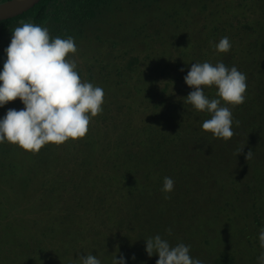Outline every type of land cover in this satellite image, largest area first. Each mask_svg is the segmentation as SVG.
<instances>
[{
    "label": "rangeland",
    "instance_id": "obj_1",
    "mask_svg": "<svg viewBox=\"0 0 264 264\" xmlns=\"http://www.w3.org/2000/svg\"><path fill=\"white\" fill-rule=\"evenodd\" d=\"M168 1L169 0H165V2ZM177 1L179 2L181 0H173L172 3H177ZM168 4H170V2H168ZM186 4L192 6L193 11L188 7L187 13H183L180 10L181 20L173 23L172 20L167 19L164 27L158 25V34H154L153 31H142V36L138 44H136L137 38L135 36L138 34V28H142V23L138 24V22H142V18L145 15L143 10L139 11V8L134 6L131 7L126 5L122 13L111 18L110 23L107 26L100 27L98 31H87L85 39L77 43L78 50L86 54V56L82 55L83 58L77 57L78 67L83 71V75H87V68L85 69V65L96 62V59L100 56L101 66L97 68V71H99L98 69H102V66H106V61L110 54L105 47L107 41H113L119 44L122 42V44L118 46L117 51L123 56H125L126 53L132 52L133 48H136L135 50H137L138 55L141 54L143 58H145V50L152 51L153 53L159 52L162 56L159 61L165 65L166 62L169 63V60L173 61L176 65L177 58L179 57L176 51L179 50L180 52L182 50V44L188 47L191 43L189 48L200 45L204 47L203 39L206 37L201 30L198 16L195 13L196 0H187ZM230 4L229 2V5ZM249 4L254 6L255 3L251 2ZM232 10H234V8H232ZM234 13H237V11L235 10ZM138 19H140V21ZM180 29H182L183 32H181ZM148 33L153 34L152 48L142 39L146 34L148 35ZM99 35L104 37L105 43H103V45L95 42V39H98L97 37ZM261 35L260 33L255 34L256 44L259 42ZM219 36L218 33L215 38H219ZM133 37H135V39ZM159 42L161 45H159ZM7 47L5 49H7ZM244 47L248 50L250 49V42L248 40L232 44L231 50L228 53H218V56L214 55L210 63L216 64L221 62L225 57V62H233V66L246 74L247 90L251 89V91H247L246 93V102L250 101L247 95H253V100H255L253 104L259 107L258 113L262 114L254 113V115H256L255 117L259 122L258 125L263 128L260 129V131L264 133V108L262 107L264 103V96H262L264 92V72L258 73V70L264 71V59L260 58L257 61L251 60L253 56L249 54L248 56L245 55L243 51ZM209 49L211 50L210 47ZM198 50L199 48L195 51ZM256 50L258 51L259 49L256 47ZM0 56V72H2L4 63L7 60L6 51H0ZM190 63L191 61H187L186 65H190ZM125 64L126 62L124 61V63L119 66L123 67ZM185 69H189V67L186 66ZM145 73L147 74V70H145ZM123 80L125 83L117 86L112 83H107L103 90L105 95H110L111 99H113V97L122 99L123 97H127L128 92L131 93L132 100L125 101V104L130 103L131 105L128 108L130 111H126L128 118L131 119L129 120L131 125L128 123L119 131V137L116 143H112L109 147H102L103 144H107L105 141L106 138L111 135L114 137L118 135V131L112 126L115 125L111 107L112 101L108 100L109 102H107L104 100L102 114L92 118L89 131L86 137H84L89 138L92 142L95 139L94 142L96 143L93 142L92 145L97 149L96 156H88L87 153L79 151L82 155L80 161L84 163L82 167V172H84V174L81 179L85 182L86 189H95L93 183L96 182L97 177L94 175L105 174L103 178L112 176L111 173H106L108 171L105 168L106 164H110L113 169L115 168L112 171L114 174H118L117 170L121 169L120 167L129 168L131 166V163L113 159L114 154L124 156L128 153L126 149H124V143L133 141L132 138L135 140L137 138L140 141L139 138L144 134L140 125L137 124L138 118L141 120L144 118V115H139L138 110H146L144 106H140L141 103H145L147 108L151 109L152 107L150 106L155 105L159 102V99H161L158 95L149 97L150 92L153 93L156 91L157 85L155 79L154 82L150 81L144 85H139V82L137 91L135 90V85L137 81H143L144 77L124 74ZM98 81L101 82L99 79ZM142 89L145 91H141ZM210 91L209 88L207 92ZM209 94V99H212V92ZM108 97L109 96H107V98ZM113 101L115 104L117 99H113ZM229 107L231 106L229 105ZM260 107L262 108L260 109ZM232 112L233 115L236 114L242 117L243 123L239 121L240 124L237 127L234 121L233 131L235 135L228 142L222 139H216L210 132H205L202 129V124L204 122L202 120L209 119V117L202 118L200 120L202 122L199 121V125L197 126H195V124L189 125L184 146L195 151L197 155L195 162L200 175L184 181V175L177 174L179 177V188L176 190V182L172 193H176L175 198L167 206L161 201V192L157 193L155 195L156 197H152L148 202H144L141 198L136 199L133 203L140 204L141 207L139 210L142 212V214L139 215L141 218L137 220L143 222H133L132 225L131 223L126 225H120L119 223L114 226V223L118 221L120 217L123 218L127 215L128 210H133V203L131 202L128 203L123 201L122 207H118V203H114L110 213V215H112V221L109 222V227L102 229V231H104L102 235L91 237L88 241L82 240L84 237H77V240L67 241V236H63L60 238L61 240L55 241L54 243L51 242L50 245H46L48 246L46 250V255L48 256L45 258L47 264H63V262L65 264V262H69L72 259L77 261L79 259L78 256L85 254L82 251L86 249L89 250L88 253L97 256V258L101 260V264H112L114 255H116L117 259L123 255L126 264H156L159 259L158 254L149 257L145 250V243L146 238L150 235L149 230H151L150 233L153 234V230L155 229L148 220L152 219L154 222V217L157 216V226H160L162 223L160 215L162 216V214L163 216L165 215L164 218L167 221L171 220L170 222L172 223L174 231H171V235H169L167 226V229L164 231L165 234L159 231L156 235H160L162 238L165 237V239L171 241H181L180 243L184 244L187 241H193L196 238L193 235L199 234L204 236V238L202 237L196 244H192L190 249V256L194 259L202 260L203 264H216L218 256L222 253L231 255L237 264H259L258 257L264 252V249H261L259 243V232L260 229L264 227V212L262 213V218H260V228L253 220L255 213L252 204L254 200H252L248 194L245 195V193L241 200H237L236 195L232 192L231 186L228 183L232 184V180H238L237 184L239 186H244L247 182L245 180H240V177L245 173V175L249 176L248 181H256L261 178V183H259L257 187L258 203L256 208L259 210V213L261 210L264 211V178H262L264 177V144H261V141L264 142V137H261V135L259 138L256 137L243 142L244 139H248L247 135H249V130H247L246 124L244 123V116L246 113L244 111H237V113L234 108ZM0 114V119H3L6 115L5 109L4 112L0 110ZM154 117L155 119L151 121V123L150 121L148 122L147 116L144 118L146 122L145 125L147 126L143 128L149 134H155L157 132L150 131V125H153L152 122L156 121L157 124L159 123V127L161 128L159 129L158 127V131L162 130L163 127L164 118L161 119L160 114H156ZM191 122H197L196 118L192 116ZM140 132L141 134H139ZM251 133L255 135V133ZM156 136H158V134H156ZM209 137L213 138L209 139ZM155 138V136H152L151 139L149 138V143L151 145L156 140ZM71 141L73 142L74 140ZM83 141L85 142V139ZM85 145V152H87L90 147L88 143ZM61 146L62 144L56 145L49 143L46 144L39 153L33 154L32 152L25 151L19 146L8 142L0 144V264H38L35 254L43 238H39L40 242L37 243V233L44 232L46 228V225L43 224L45 218L49 216V219L52 218L54 220V217L59 216V201H49L48 198L44 200L43 195L45 189L50 188L53 184L59 183V179L61 178L68 180L66 176L69 174H67L66 167L74 166V164L66 158V155L63 153L64 149ZM3 147L5 150L4 152L1 151ZM147 147L143 146L144 150H146ZM239 147H244V150L243 154L237 156L236 150ZM196 149L211 150L219 161H228L227 167H224V165L213 167L216 162L215 157L206 158L204 155L205 153L198 152ZM249 150H252L254 155L252 160L247 161L245 156ZM133 162L136 163V161ZM97 164L98 167L101 166L102 169L97 167L100 171L88 175L87 173L91 172L92 165L96 166ZM51 170H54L53 175H51ZM238 177L239 179H237ZM220 178L224 182L222 184L225 189L221 188V186H215L214 183H210ZM124 187V185L120 184L118 190L121 191L120 193L127 194L126 187L125 189H120ZM78 196H80V194H78ZM74 197L78 198L75 195ZM116 197L117 195H114V198H109L108 200L111 202V200H114ZM119 199L120 198H116V200ZM62 200L64 201L65 199ZM225 201L229 202L228 207ZM66 204L68 206V203ZM223 204L225 212H223ZM78 213L77 211V214ZM93 213L95 212L93 211ZM79 217L80 215L76 216V218ZM56 221L57 220H54L49 225L52 230ZM56 226L60 228L61 232L72 237V235L69 234V232H71L70 228H72L70 224L67 223L61 227V225L57 223ZM148 227H151V229L148 230ZM169 229H171L170 226ZM133 230H135V232H133ZM73 233L76 237V232ZM121 233H127L129 237L125 238ZM105 238H108L107 242L104 241ZM110 238H112L111 243L109 241ZM124 239L125 241H123ZM206 239L209 240L208 245L204 243ZM77 241L79 244L82 242L86 244V246H80L78 244L80 246L77 249L78 256L67 253ZM102 241L107 245L104 251L100 250L101 247L99 246V243ZM126 244H128V247L125 248ZM175 245L177 244L173 246ZM133 256H135L134 260L132 259ZM46 262H44V264H46Z\"/></svg>",
    "mask_w": 264,
    "mask_h": 264
},
{
    "label": "trees",
    "instance_id": "obj_2",
    "mask_svg": "<svg viewBox=\"0 0 264 264\" xmlns=\"http://www.w3.org/2000/svg\"><path fill=\"white\" fill-rule=\"evenodd\" d=\"M6 1L9 0H0V4ZM172 1L173 0H169L168 2H170V4H168L165 0H42L34 8L23 15L0 21V51H2L4 47L9 46L13 35L12 30L21 26L22 21L48 28L50 37L52 38L61 37L63 39H67L71 36L74 38L77 45L80 40L82 41L85 39L87 31H98L100 27L107 26L110 23L111 18H114L117 14L124 11L126 5L137 7L139 8V11L143 10L145 15L142 18V22H138V24L142 23V28H138V34L135 36L137 38L136 44H138L140 37L142 36V31H153L154 34H158V25L164 27L167 19L176 23L178 20H181V11L183 13H187V7L193 11L192 6L186 4L187 0L177 1V3H172ZM229 2L231 3L230 5ZM251 2L256 5H250L249 3ZM232 8H234V10H232ZM235 10L237 13H234ZM195 13L198 16V22L200 23L201 30L206 37L203 39L204 47L201 45H194V48H189L187 46H183L184 44H182V50L180 52L179 50L176 51L179 55L176 65L171 60H169V63L166 62V65L162 64V62L159 61L160 58H162L159 52L153 53L152 51L145 50V58H143L141 54L138 55L137 50H135L136 48H133L132 52L126 53V55L123 56L117 51L118 46L122 44V42L119 44L117 42H110L106 40L107 44L105 47L110 53L108 55V60L106 61V66H102V69H98L99 71H97V68L101 66L100 56L96 59V62H92L91 64L85 63L87 75H83V71L79 67L77 68L82 80H87L102 89L106 87L107 83H112L115 86L125 83L123 80L124 74H131V76L139 75V77H144L143 81H137L135 85L136 91L139 82V85H144L150 81L154 82L155 79L157 88L153 93L148 92L149 97L158 95L161 99H159V102L155 105L150 106L152 107L151 109L147 108L145 103L142 102L140 106H144L146 110L139 109L138 111L139 115H144V118L147 116L148 122L150 121V123L155 119L154 116H156V114H160L161 119L164 118V122L162 130L160 131H158V127L160 126L159 123L157 124L156 121L152 122L153 125H150V131L157 132L155 134H149L143 128L147 126L145 125L146 122L144 118L143 120L138 118L137 124L140 125V128L144 131V134L139 138L140 141L135 137L136 140L132 138L133 141L125 142L124 149H126V152L128 153L124 156L114 154L113 157L115 160H123V162L131 163V166L129 168L120 167L121 169L117 170L118 174H114L112 171L115 168L113 169L110 164H106L105 168L108 170L106 173H111L112 176L103 178L105 174L94 175L97 177L96 182L93 183V187L95 189L85 188V182L81 179L84 174V172H82L84 163L80 161L82 156L80 152L87 153L88 156H96L97 149L92 145L95 139L93 142L89 138L78 139V142H72L70 139L62 144L61 147L64 149L63 153L66 155V158L74 164V166L66 167L67 174H69L66 176L68 180L61 178L59 179V183L53 184L50 188L45 189L43 195L44 200L48 198L49 201H59V216L54 217V220L57 221L55 222L52 230L49 225L54 220L52 218L49 219V216L46 215L48 218H45L43 223L46 225V228L44 229V232L37 233V243L40 242L39 238H43V242L41 240L35 254L36 262L38 264H41V262L44 264V262H46L45 258L48 256L46 255V250L48 248L46 245H50L51 242L54 243L55 241L61 240L60 238L63 236H67V241L75 240L77 237H84L82 240L88 241L91 237L93 238L94 236L102 235L104 233L102 229L109 227V222L112 221V215H110V213L114 203H118V207H122L123 201L133 203L134 200L139 198H141L144 202H148L152 197H156L155 195L157 193L161 192V201L167 206L174 200L176 193L172 194L173 191L171 194L168 193L167 195L171 198L165 199L166 194L161 191L164 177H170L175 181V183L177 182V190V188H179V177L177 174H183L184 181L200 175L195 162L197 155L194 150L186 148L184 146V142L186 140L190 124H195V126H197L202 118L209 117L210 119L211 117L207 112H197L191 105L184 103V98H186L193 90L186 84L184 77L190 71L193 63H203L205 61L210 63L214 55L218 56V52L215 50L214 44L218 43L220 39L225 36L230 39L231 45L248 40L250 42V49L248 50L244 47L243 51L245 52V55H252L253 57L250 59L254 61H257L260 58L264 59V0H196ZM138 20L140 21V19ZM180 31L183 32L182 29H180ZM218 33L220 35L219 38H215ZM258 33L262 34L258 42L260 47L258 43L256 44L255 39V34ZM135 37L133 38L135 39ZM97 38L98 39H95L96 43L101 45L105 43L102 35H99ZM142 39H144L146 44L152 48L153 34L148 33V35L146 34V36ZM159 45H161L160 42ZM256 47L259 49L258 51L256 50ZM198 48L199 50L195 51ZM69 55L71 57L72 54ZM82 55L86 56L84 52H80V50H78L76 57L83 58ZM124 61L126 62L125 66L120 67L119 65L123 64ZM187 61H191L190 65H186ZM221 62L229 68L233 66V62H225V57L221 60ZM186 66H188L189 69H185ZM181 69H184V71H181ZM145 70H147V74L145 73ZM263 72V70H258V73ZM98 79L101 80V82H99ZM208 90L209 88H205L206 95L208 94L207 96L209 97V93L212 92V98H216L217 89L212 87L210 88V92H207ZM141 91L145 90L142 89ZM247 91L249 92L251 89H248ZM107 96L109 97L107 98ZM262 96H264V92L262 93ZM105 97V101H112L111 107L113 110L115 125H111L118 131V135L116 137L113 135L109 136L105 140L107 144L102 145V147H109L112 143L117 142L119 131L123 129L126 124L131 123L129 121L131 119L128 118V114L126 113V111H130L128 108L131 105L130 103L125 104V101L132 100V98L130 92L127 93V97H123L122 99L113 97V99H117V102L114 104L110 95L107 94ZM247 97L250 101L234 108L235 112L244 111L246 113L244 116V123L246 124L245 126L247 130H249V135H247L248 139H244L243 142L256 137L259 138L261 135V137H264V133L260 131V129L263 128L258 125L259 122L254 113L260 115L262 114L258 113L259 107L253 104L255 101L253 100V95L249 94ZM262 105L264 108V103ZM262 107H260V109ZM22 108L24 109L25 105L20 99H16L15 101L8 102L4 108L0 107V110L4 112L5 109L7 114L9 109L21 110ZM192 116L196 118L197 122H191ZM233 117L234 121L238 120L243 123V120L241 119L242 117L239 115L237 116L234 114ZM205 120L206 119H203L202 121ZM160 128L161 127H159V129ZM251 132L255 133V135ZM139 134H141V132ZM156 134H158V136H156ZM152 136H155L156 140L151 145L149 143V138L151 139ZM211 138L213 137H209V139ZM84 139L85 142L83 141ZM86 143H88L90 147L87 152H85ZM261 144H264V142L261 141ZM143 146L150 147H147V149L144 150ZM1 151H5L4 147ZM197 151L205 153L204 155L206 158L215 157L216 162L213 167H219L220 165L227 167L228 165L227 160L219 161L211 150L208 151L203 149ZM133 161H136V163ZM97 167L98 164L96 166L92 165L91 172L87 174L91 175L100 171L99 169H102L101 166L98 167L99 169H97ZM50 172H52L51 175H53L54 170H51ZM245 174L240 177V180H245L247 182L244 186H239L237 184L238 180H232V184H228L231 186V190L236 195L237 200H241L244 193L245 195L248 194L251 199L254 200V203L252 204L253 211L255 213L253 220L256 225L260 227V218H262V213L264 211L261 210L259 213V210L256 207L258 203L257 187L258 184L261 183V178L256 181H248L249 176ZM237 179H239V177ZM210 183H214L215 186H221V188L225 189L222 184L224 182L221 178ZM120 184L126 187L128 192L127 194L120 193L121 191L118 190ZM125 187L120 189H125ZM78 194H80V196H78ZM74 195L78 198H75ZM114 195H117L116 198L120 199L116 200L115 198L110 202L108 199L114 198ZM62 199L65 200L63 201ZM225 202L228 207L229 202ZM66 203H68V206ZM140 207V204L133 203V210H128L127 215L123 218L120 217L119 220L114 223V226L119 223L120 225L130 223L132 225L133 222H143L137 220L138 218H141L139 215L142 214L139 210ZM222 208L224 209V204ZM77 211L79 212L78 214ZM93 211L95 213H93ZM223 212H225V209ZM77 215H80V217L76 218ZM164 216L163 214L162 216L160 215L162 219L160 226H157V216L154 217V222L152 219L148 220L155 228L153 230V234H151V230H149L151 227H148L151 237H155L154 235H156L159 231H162L165 234L164 231L167 229V226L168 229L169 226L171 227L172 232L174 231L172 223L170 222L171 220L167 221ZM48 219L49 221L47 222ZM57 223H59L61 227L67 223L70 224L72 228H70L71 232H69V234H71L73 238L70 235L61 232L60 228H57L56 226ZM73 232H76V237ZM133 232H135V230H133ZM121 235L125 238L129 237V234L127 233H121ZM150 235L148 237H150ZM193 236L196 238L191 242L187 241L185 245L192 246V244L194 245L201 240L202 237L204 238L203 235L199 234ZM163 239H165V237H163ZM111 240L112 238L109 240L110 243ZM104 241L107 242L108 238H105ZM104 241L99 243V246L101 247L100 250L102 251H104V248L107 246ZM123 241H125V239ZM168 241L172 246L181 242L175 240ZM204 243L205 245H208L209 240L206 239ZM78 244L79 242L77 241V243L71 247L67 253L78 256V247L86 246L83 242L79 244L80 246ZM126 247H128V244L125 245V248ZM82 252L85 253L83 254L84 256H87L86 253H88L89 250L86 249ZM80 256H78V258H80ZM78 260H68L69 262H65V264H76V262L79 264ZM216 264L237 263L231 255L222 253L218 256Z\"/></svg>",
    "mask_w": 264,
    "mask_h": 264
},
{
    "label": "clouds",
    "instance_id": "obj_3",
    "mask_svg": "<svg viewBox=\"0 0 264 264\" xmlns=\"http://www.w3.org/2000/svg\"><path fill=\"white\" fill-rule=\"evenodd\" d=\"M12 33L11 43L5 49L7 60L0 72V107L20 99L25 108L9 109L0 119V144L8 142L37 154L46 144L61 145L70 139L86 137L92 118L103 112L105 93L101 87L81 79L74 38H52L48 28L23 21ZM231 47L227 36L214 44L218 53H228ZM184 79L193 89L184 103L211 117L203 122L202 129L214 138L230 141L235 135L232 109L246 102V74L223 62L213 65L205 61L193 63ZM212 87L217 89V98L209 99L205 88ZM235 124L238 127L240 122L236 120ZM244 147L237 148V156L243 154ZM253 155L249 150L246 160H252ZM174 184L172 178L164 177L161 191L166 194L165 199L171 198L167 194L174 190ZM168 233L171 235V229ZM259 243L264 249V227L259 232ZM190 249L184 243L172 246L160 235L146 239L148 256H159L156 264H203L202 260L190 256ZM78 261L79 264H101L90 253L81 255ZM258 262L264 264V252ZM112 264H126V260L123 255L119 259L114 255Z\"/></svg>",
    "mask_w": 264,
    "mask_h": 264
},
{
    "label": "water",
    "instance_id": "obj_4",
    "mask_svg": "<svg viewBox=\"0 0 264 264\" xmlns=\"http://www.w3.org/2000/svg\"><path fill=\"white\" fill-rule=\"evenodd\" d=\"M42 0H9L0 4V21L23 15Z\"/></svg>",
    "mask_w": 264,
    "mask_h": 264
},
{
    "label": "flooded vegetation",
    "instance_id": "obj_5",
    "mask_svg": "<svg viewBox=\"0 0 264 264\" xmlns=\"http://www.w3.org/2000/svg\"><path fill=\"white\" fill-rule=\"evenodd\" d=\"M21 21H22V20H21ZM21 21H20V22H21ZM5 48H6V47H4V48L2 49V51H5ZM0 117H1V114H0ZM1 150H2V149H1Z\"/></svg>",
    "mask_w": 264,
    "mask_h": 264
}]
</instances>
